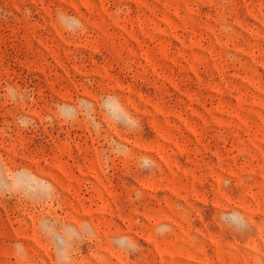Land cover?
I'll list each match as a JSON object with an SVG mask.
<instances>
[{
    "label": "rangeland",
    "instance_id": "1",
    "mask_svg": "<svg viewBox=\"0 0 264 264\" xmlns=\"http://www.w3.org/2000/svg\"><path fill=\"white\" fill-rule=\"evenodd\" d=\"M0 264H264V0H0Z\"/></svg>",
    "mask_w": 264,
    "mask_h": 264
}]
</instances>
